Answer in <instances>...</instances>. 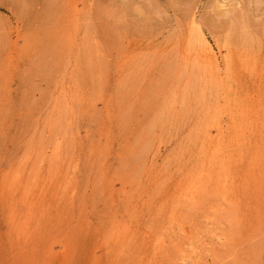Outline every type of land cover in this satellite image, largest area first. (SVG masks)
<instances>
[{
    "label": "rangeland",
    "instance_id": "rangeland-1",
    "mask_svg": "<svg viewBox=\"0 0 264 264\" xmlns=\"http://www.w3.org/2000/svg\"><path fill=\"white\" fill-rule=\"evenodd\" d=\"M0 264H264V0H0Z\"/></svg>",
    "mask_w": 264,
    "mask_h": 264
}]
</instances>
